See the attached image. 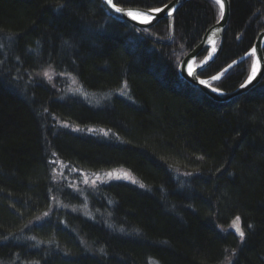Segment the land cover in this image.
Here are the masks:
<instances>
[{
    "label": "trees",
    "instance_id": "16d2710c",
    "mask_svg": "<svg viewBox=\"0 0 264 264\" xmlns=\"http://www.w3.org/2000/svg\"><path fill=\"white\" fill-rule=\"evenodd\" d=\"M229 3L199 74L223 92L248 77L251 56L225 69L264 29V0ZM218 18L190 0L139 30L102 0H0V264H264V75L227 103L178 75ZM116 170L134 182L94 178Z\"/></svg>",
    "mask_w": 264,
    "mask_h": 264
},
{
    "label": "water",
    "instance_id": "95a60500",
    "mask_svg": "<svg viewBox=\"0 0 264 264\" xmlns=\"http://www.w3.org/2000/svg\"><path fill=\"white\" fill-rule=\"evenodd\" d=\"M187 1L190 0H170L165 5L159 7L160 9H162L160 13H155L151 10H145L140 8H126L116 6L120 9V12H117L114 8L108 6L105 3V0H102V3L111 13H113L118 18L124 20L125 22L129 23L134 28L139 30H146L154 27L161 20L171 21L174 14ZM212 1L214 2V0ZM221 2L224 5L223 16L221 15L220 5L216 3L220 10V17L218 21L204 32L199 43L180 60L178 65V75L188 85H190L194 89L199 90L212 101L217 103H227L247 93L249 90L254 88L262 79L264 75V29L257 33L251 50L237 61L239 62L249 55L253 57V66L248 77L244 80V82L231 92H223L212 87L210 84H208L206 80L201 79L199 77V74L201 71H203L205 68H207L213 63L222 45L223 35L229 20L230 3L229 0H221ZM130 11L139 13H150L152 19L147 23L138 20H133L130 16L127 15V13ZM168 12H171V15H166ZM203 50H209L208 55L201 63L194 64L195 60L198 58L199 54ZM254 68L256 69L255 76L251 81H249V76L253 75ZM190 72L191 74H189ZM200 81H206V83L202 84ZM213 89H216L217 91H213Z\"/></svg>",
    "mask_w": 264,
    "mask_h": 264
},
{
    "label": "rangeland",
    "instance_id": "374dc122",
    "mask_svg": "<svg viewBox=\"0 0 264 264\" xmlns=\"http://www.w3.org/2000/svg\"><path fill=\"white\" fill-rule=\"evenodd\" d=\"M218 11H219V9H218ZM251 58H252V62H251V68H252L254 60H253L252 56H251ZM194 64H196V63H194ZM251 68H250V70H251ZM43 75L46 78L49 77L47 79L48 82H50V83L52 82L53 77H52V72L50 70H47V69L44 70ZM218 79H219V76H218ZM218 79H215V80L211 79L209 83L211 84V82L217 81ZM59 82L61 84V89H63V91L65 93H68L69 95L81 93V94H83L82 96L85 97L84 95H86V94L84 92H82L81 88L79 87V85L77 84V82L73 78H71L69 76H61V77H59ZM91 98L93 100H96V99H94L95 97H91ZM94 178H95V180H99V182L110 181V180H122V181L131 182V183L134 182V180H132L130 175H128L126 172H124L122 170H116L113 172L102 173V174L95 176ZM75 182H78V185L82 186V187H86L88 184V186L86 187V188H88L91 186L90 183H92V180H89V179L86 180L85 177H83L79 181L74 180V183ZM45 216H47V215H45ZM43 218H46V217H43Z\"/></svg>",
    "mask_w": 264,
    "mask_h": 264
},
{
    "label": "snow or ice",
    "instance_id": "6c2138e0",
    "mask_svg": "<svg viewBox=\"0 0 264 264\" xmlns=\"http://www.w3.org/2000/svg\"><path fill=\"white\" fill-rule=\"evenodd\" d=\"M215 3L219 4L220 5V9H221V15L223 16V12H224V5L223 3L221 2V0H214ZM105 3L114 8L115 11L117 12H120V9L118 7H116L115 3H114V0H105ZM152 12H155V13H160L162 11V9L160 8H154L151 10ZM128 16H130L133 20H138V21H141V22H144V23H147L149 22L151 19H152V16L150 15V13H139V12H128L127 13ZM166 15H171V12H168ZM255 72H256V69L254 68L253 69V75L252 76H249V81H251L254 76H255ZM191 74V72L189 73ZM213 79H218V77H213ZM202 84L206 83V81H200ZM243 87V85H242ZM213 91H217L216 89H213ZM239 219V218H237ZM239 231V230H238ZM239 235L241 237L244 236V233L242 231L239 232Z\"/></svg>",
    "mask_w": 264,
    "mask_h": 264
},
{
    "label": "flooded vegetation",
    "instance_id": "af4514ba",
    "mask_svg": "<svg viewBox=\"0 0 264 264\" xmlns=\"http://www.w3.org/2000/svg\"><path fill=\"white\" fill-rule=\"evenodd\" d=\"M211 1H212V0H211ZM214 3H215V2H214ZM230 66H231V65H230ZM230 66H228V67H230ZM232 66H233V65H232ZM232 66H231V67H232Z\"/></svg>",
    "mask_w": 264,
    "mask_h": 264
}]
</instances>
